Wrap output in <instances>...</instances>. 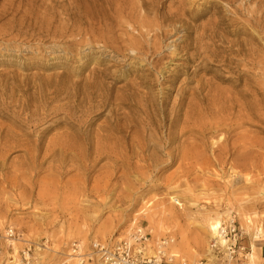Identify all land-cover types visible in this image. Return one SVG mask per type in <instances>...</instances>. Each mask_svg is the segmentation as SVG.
Listing matches in <instances>:
<instances>
[{
	"label": "rangeland",
	"instance_id": "374dc122",
	"mask_svg": "<svg viewBox=\"0 0 264 264\" xmlns=\"http://www.w3.org/2000/svg\"><path fill=\"white\" fill-rule=\"evenodd\" d=\"M176 1L163 2L171 11L184 14ZM212 1L220 6L203 11L196 20L185 14V26L171 23L177 30L167 23V36L158 40L152 39L153 33L147 39L140 36L134 19L123 20L117 34H108L115 40L114 46L120 48L119 37L127 43L139 42L147 50L136 54L123 46L118 55L102 51L104 45L98 41L103 39L96 30L85 35L86 43L78 45L80 36L74 37L78 27H71L69 16L75 0H0V93L7 96L15 88L20 104L37 101L47 110L39 113L42 122L21 129L0 111V125L19 133L10 144H22L8 152L0 148L4 153L0 157V193L5 189L0 194V223L29 236L46 264H69L66 254L73 242L119 243L132 240L138 230L152 232L149 245L153 249L167 238L173 243L166 253L170 250L188 261L206 259L212 240L205 222L217 214L222 219L234 213L242 229L245 218L250 217L251 233L246 227L243 231L248 234L245 243L254 244L256 228L264 227V194H259L264 193V132L258 120L255 126L233 127L235 118L227 119L220 110L229 108L226 99L236 98L241 104L251 101L264 119V0ZM192 3L197 12L204 0ZM116 5L120 9L123 3L116 0ZM249 11L255 18L252 25ZM143 16L142 12V19L155 20ZM218 21L221 24L215 30L211 24ZM249 26L254 28L251 78L246 63L249 37L245 29ZM69 27L75 31L65 41L54 37L53 33ZM205 44H213L216 55L208 71L201 68ZM149 48L156 53H148ZM93 49L98 54L90 55ZM119 65L123 66L117 68ZM107 68L116 72L115 78L94 75ZM86 83L109 89V100H101L95 93L77 115L80 122L66 121L63 110L53 114L55 109L67 108V93L74 86L79 90L89 85ZM248 88L253 92L249 101L241 96ZM57 89H65L64 94L48 103L46 97ZM197 89L201 91L195 94ZM215 98L220 100L215 102ZM238 110L235 106L230 112ZM170 126L176 137L172 143L167 138ZM46 127L49 131L41 150L33 153L36 169L28 171L30 156L23 146L30 139L26 134L39 140ZM74 131L85 136L82 154L61 150L64 138ZM3 136L1 132L0 146L6 145ZM158 141L165 144L160 152L154 147ZM49 145L58 147L49 151ZM122 158L131 164L130 169L128 165L125 170L120 168ZM116 159H120L118 164ZM86 165L95 168L88 173L90 182L85 187H103L110 176L108 187L113 195L104 201L63 199L64 192L80 188ZM232 171L239 177L225 185L222 182L231 180ZM244 175L252 176L254 184L247 185L241 178ZM256 179L262 183L257 184ZM42 183L57 192L58 198L40 199ZM171 197H178L183 206ZM260 240L264 243V238Z\"/></svg>",
	"mask_w": 264,
	"mask_h": 264
},
{
	"label": "bare ground",
	"instance_id": "6f19581e",
	"mask_svg": "<svg viewBox=\"0 0 264 264\" xmlns=\"http://www.w3.org/2000/svg\"><path fill=\"white\" fill-rule=\"evenodd\" d=\"M76 4L74 5V9L72 13H70V21H72V26L73 29L75 28V26L77 25L78 29H77V34L74 37L80 36L81 39V43L78 45H82L84 43H86V39H85V35L89 34L91 30H96L100 32V37L103 39L99 40V43H102L104 45V49L102 50L103 52L105 51H112L118 55H120V53H122L123 46L124 48H130L132 52H135L136 54H146V50L147 48H144L143 45H141L139 42H136L134 40H131L129 43H127L126 41H124L123 39L117 37V42L119 44H121L120 48H117L114 46L115 44V40H113L111 37H108V34H117L116 33V29L122 28V21L123 20H133V23L135 26H137V28L140 31V36H142L144 39H147L148 36L151 35V33H153V37L155 40L160 39L161 37H166L168 34L167 31V27H172L174 30H177V27H173V25L171 23H175L178 22L180 24H183V26H185V22H184V17H186V15H189L193 20L198 19L202 14L203 11L208 10L211 7H219L220 5L215 3L212 0H204L203 4H200L201 9H197V12H193V5L194 3H192V0H177L175 2L176 6H178V11L179 9L181 10V12H184V14H180L179 12L175 13L173 11L170 10V8L166 7L165 5V0H118V3H123L122 8H117L116 5V0H97L94 3L91 2L90 0H75ZM225 1H229L232 2L233 0H225ZM252 0H249V2H251ZM128 6V10H126ZM168 10L165 12V10ZM250 10V9H249ZM142 12L144 14L143 17H150L152 16L153 20L152 22H149L145 19H142ZM165 12V13H163ZM250 16H249V24L252 25L254 24V16L252 11H249ZM186 14V15H185ZM167 23H170L169 26H167ZM221 24V21H218L217 23H213L211 24V26L216 30L217 26ZM167 27H166V26ZM71 27L66 28L64 30L61 31H56L54 35V37L61 39L62 41H65L68 38V34L75 31L73 29H71ZM254 28L252 26H249L248 28L245 29V33L248 35L249 37V42L247 43V47H248V59L249 62H246L247 65L249 66V78H251L252 73H251V69H253V61H252V42H253V34L251 32V30H253ZM73 30V31H72ZM144 30H146V32L144 33ZM113 31V33H112ZM239 30H235L234 33H238ZM70 38H72V36H70ZM206 37H205V41H206ZM91 42H94V40L91 38L90 40ZM197 41L200 42L201 41L199 39H197ZM213 44L211 45H206L205 44V59L202 62L201 68L205 67V71H208L210 69L211 66V62L212 61V57H216L214 50L212 49ZM101 50V49H100ZM99 50L93 49V51L91 52L90 55L92 54H98ZM148 53L151 54H155L156 50L155 48H149L148 49ZM242 53V51H241ZM86 55V54H84ZM83 57V55H80V59ZM208 59H207V58ZM240 63V62H239ZM123 65H119L117 68L122 67ZM96 74H100L103 75V77L107 78H115L116 77V72L111 71L110 68L104 69L103 71H97L94 73V75ZM89 85L86 86H82L79 90L78 88H76L77 86L73 87V91L71 93H67V99L69 100V105L66 107H63V109H55L53 112V114H55L56 112L63 110L65 111L64 114V119L66 121L70 120L71 118H73L72 120L80 122L81 119L76 118L77 115L79 113H81L83 110V104H85L86 102L88 103L89 101H92L94 94L97 93L98 97L101 98V100H105L106 102L109 100V89L107 90L106 88L101 87L102 85H98V84H93L91 85V83H86ZM248 87H250L249 84H247ZM46 87H43V94L45 92ZM65 89H57L55 90V92L50 94V97H46V101L48 103L55 101V99H59V97L61 95L64 94L65 91H63ZM249 92L248 93H241L242 98L246 97V99L252 100V90L251 88H248ZM201 91L200 89H197L194 91V93L196 94L197 92ZM6 98L9 101H6ZM0 111L3 112L9 119H13L14 120V126H16L17 128H23L25 126H29V127H33L36 126L37 124H39L40 122H42L43 120L41 118H39L40 116V111L42 113H47L46 108L44 107V104L42 105V103H38L37 101H27V102H23V103H19L18 100H16L15 98V88H13L11 90V92L9 94L6 93H0ZM217 100H220L219 98H215V102ZM214 101V99L212 100ZM229 108H223L222 110H220L221 114H226V118L229 119V117H234L235 118V122L232 125L233 127L236 128H242L244 126H255L256 121L258 120V123L261 124V131L264 132V119H261V115H258V109H256V106L250 102H248L247 104H241L239 99H226ZM232 101V102H231ZM231 102V105H229V103ZM73 104V105H72ZM79 104V105H77ZM237 107L239 108V110L237 111V113L234 112H230L233 111V107ZM17 107H19L20 109L18 110ZM25 115V116H24ZM48 127L44 128L43 130L40 131L39 133V140H35L33 141L31 139V137H29V134H26V137H28L30 139V142H28V144L26 146H23L25 148V150H27V155L30 156L29 158V162L30 164H28V171H31L32 168L36 169L34 164H35V155L38 153L39 150H41V147L43 145V138L45 137V135L47 134V132L49 131L47 129ZM17 129H13L12 127H5L3 125H0V133L4 132V136L2 138V141H5L6 145L4 146H0V148L5 149V152L10 151L11 149H17L20 148L22 146V144H17L14 142H12V144H10V141L13 139H17V137L19 136V133L16 132ZM157 135H158V130H155ZM67 140L64 138V140L62 141V143H65V145H61V150L63 151H72V152H76L75 154H82L83 153V146L85 145V136L81 131H74L72 135H67L66 136ZM168 141L169 143L174 142L175 138H173V134H172V126L168 127V135H167ZM58 146H53L51 147L50 145L47 147V149H49V151L55 150V148H57ZM155 150L160 152V148L161 147H165V144H163V141H158L157 144L154 145ZM35 155H33V153H35ZM3 154L0 151V157H3ZM171 154V153H170ZM172 157V155H171ZM117 160V164H118V160L120 159H116ZM121 167L122 169H126V165H128L129 169H130V163L127 164L126 160L124 158H122L121 160ZM95 167L93 165H86L84 166V170L86 173L85 175V180L79 179V184H80V188L77 190H72V191H66L64 192L63 195V199H87V198H95V199H101V200H106L109 197H111L113 195V189L111 190L108 185L110 181V176L108 177V179H105L103 183L104 186L103 187H98V188H91V189H87L85 186L88 182H90V178H88V173L94 169ZM210 174V173H209ZM231 180H227V181H223L222 183H224L225 185H228L230 183L233 182V180L235 181L236 177H239V174L236 172L229 173ZM215 177H217L218 179H220V176L216 175L214 173ZM234 178V179H233ZM241 178L245 181V183H247V185H253L254 184V180L253 177L250 175H244L241 176ZM221 180V179H220ZM257 184H261L262 181L260 179H256ZM9 184V183H8ZM84 186V187H83ZM259 188V187H258ZM257 188V189H258ZM5 189H3L1 191L0 194L5 193L4 191ZM261 196L264 194L262 192V190L259 193ZM59 194L57 192H53V191H49L46 188V183H42L41 184V189L38 192V197L40 199L45 198V197H54V198H58ZM118 198V197H117ZM178 197H171V200L176 204V205H180L183 206V204L180 202L179 199H177ZM193 205V204H192ZM227 217V215L221 219V215L217 214L216 218H208L206 220V233L208 235V238L212 240L213 243H215L216 245H226V240L224 239V237L221 235V227L223 224L224 219ZM205 223H204V230H205ZM246 224V225H245ZM2 223H0V227H4ZM161 225V223L157 224V227L159 228ZM245 227L243 228L247 233L252 229L253 223H252V219L250 217H246L245 218V222H244ZM10 226V225H8ZM162 229V228H159ZM242 229V230H243ZM244 231L245 234H247ZM151 232V231H150ZM251 233V232H250ZM248 233V234H250ZM152 234V232H151ZM247 234V235H248ZM254 236L252 238H254L255 241L254 245H256L257 243L261 242L260 239L264 238V227H257L256 228V232L253 234ZM29 237V236H28ZM27 236H22L20 238H17L14 242L13 245H16L15 249L13 250V252L10 254L12 257H14L15 261L14 263H6V264H22L19 261H16V258L18 256L17 252L20 248H23L25 246H29L32 245L33 247H36V245L34 246V243L31 241V239H29ZM21 240V241H20ZM167 240V238L163 239L162 241ZM172 240V239H171ZM161 241V242H162ZM173 241V240H172ZM39 245V244H38ZM253 245V242L252 244ZM83 246L87 247L88 245H86V243L83 241ZM169 249V247H168ZM210 250H211V245H209V248L207 249L208 251V256L207 258L210 257ZM35 251L38 253L37 255H39L38 260L34 263V264H46V261L43 260L44 259V255L41 254L39 248H35ZM46 251V250H45ZM212 251V250H211ZM69 255L66 254V258L68 256V258L66 259L67 263L69 264H79L77 256L71 251V245L69 248ZM67 252V253H68ZM259 250L256 247L252 246V250H251V256H250V261L251 264H264V258L261 257V255L259 254ZM168 255H175L173 257H181L184 260H187L186 258L182 257L179 254H171L170 250H168ZM73 255V257H72ZM37 257V256H36ZM206 258V259H207ZM205 259V258H202ZM188 261V260H187ZM200 261V259L198 260H193V262H198ZM3 264H5V262H3ZM93 264H101L100 262H94Z\"/></svg>",
	"mask_w": 264,
	"mask_h": 264
},
{
	"label": "built area",
	"instance_id": "2783aa9c",
	"mask_svg": "<svg viewBox=\"0 0 264 264\" xmlns=\"http://www.w3.org/2000/svg\"><path fill=\"white\" fill-rule=\"evenodd\" d=\"M220 232L226 240V245H216L212 242L210 257L200 259L198 262L168 255L166 250L173 243L171 239L160 242V245L156 246L157 249H153V246L149 245L151 232L145 230H138L132 240H123L119 243L92 241L84 247L80 242H73L71 251L77 256L79 264L94 262L101 264H251L252 245L251 242L248 245L245 243L248 235L242 230L234 213H230L224 219ZM22 236L24 234L12 226L0 227V260L2 262L14 263L15 259L10 255L16 247L13 242ZM17 254L16 261L22 264H34L37 261L32 245L19 249Z\"/></svg>",
	"mask_w": 264,
	"mask_h": 264
},
{
	"label": "crops",
	"instance_id": "0c3cea01",
	"mask_svg": "<svg viewBox=\"0 0 264 264\" xmlns=\"http://www.w3.org/2000/svg\"><path fill=\"white\" fill-rule=\"evenodd\" d=\"M253 247H256L259 250V254L261 255L262 258H264V243L263 242H259L256 245H252Z\"/></svg>",
	"mask_w": 264,
	"mask_h": 264
}]
</instances>
